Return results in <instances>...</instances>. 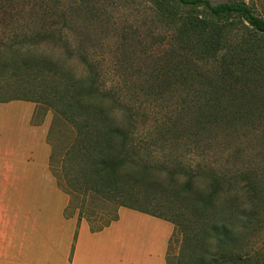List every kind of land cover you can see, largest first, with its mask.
Here are the masks:
<instances>
[{
    "label": "trees",
    "instance_id": "trees-1",
    "mask_svg": "<svg viewBox=\"0 0 264 264\" xmlns=\"http://www.w3.org/2000/svg\"><path fill=\"white\" fill-rule=\"evenodd\" d=\"M151 3L156 22L172 32L171 52L175 55L170 56L177 60L174 75L180 82L194 79L188 69L195 63L190 55L196 60H212L220 88L227 85L233 92L230 87L241 84V96L246 98L245 90L250 88L252 98L264 106L260 40L250 32L236 33L239 19L264 34V18L246 0ZM199 8L202 11L196 12ZM26 15L41 20L39 30L22 25ZM68 15L59 3L28 9L15 7L14 0H0V104L33 102L32 124L36 126L44 122L46 112H53L47 138L50 170L70 198L65 217L77 215L78 223L86 220L92 232H100L118 220L121 208H130L174 225L168 264H264V183L248 173L194 169L175 157H153V148L161 140L164 144H183L186 139L192 144H209L214 129L248 124L250 118L229 117L227 107L217 102L208 104L207 110L202 108V115L196 118L180 115L155 120L152 128L157 130V138L141 135L140 129L145 128L141 122L146 125L147 120L135 91L140 87L136 80L127 79L120 61L112 74L125 85L108 88L91 58L74 54L69 45L58 53L62 31L71 21ZM171 71L166 73L167 79L173 76ZM124 91H129L128 99L122 96ZM154 94L167 101L164 93ZM115 109L123 110L122 119L113 118ZM40 113L43 118L38 120ZM59 127L69 134L68 162L74 171L70 187L56 173L55 148L49 142V133ZM178 232L182 250L171 257V243Z\"/></svg>",
    "mask_w": 264,
    "mask_h": 264
},
{
    "label": "rangeland",
    "instance_id": "rangeland-1",
    "mask_svg": "<svg viewBox=\"0 0 264 264\" xmlns=\"http://www.w3.org/2000/svg\"><path fill=\"white\" fill-rule=\"evenodd\" d=\"M212 1L218 3L226 0ZM246 2L254 8L257 15L264 18V0H246ZM53 3H59L62 9L68 12V16H71L69 27L62 31V42L58 53H64L66 45H69L74 54L82 53L91 58L101 75V81L106 83L108 88L114 86L120 88L125 85L119 76L113 75L116 73L118 61L124 66L123 71L127 74V79L136 80V85L140 89L135 91L140 95L142 113L145 115L143 119L147 120L146 125L141 122L145 127L140 129L141 135L157 138L158 132L152 128L155 120L164 121L166 117L176 118L180 115L196 118L202 115L203 109L207 110L208 104L216 105L217 102L227 107L225 113L229 117H234L235 114L237 117L250 118L248 124L224 125L214 129L209 144H192L187 139L183 144L173 141L164 144L161 140L160 144L153 148L155 159L171 156L178 158L187 166L191 165L194 169L248 173L253 180L264 183V140H262L264 139V106L252 98L254 93L250 88L245 90L246 98L241 96L240 89L244 87L241 84L230 87L233 92H230L227 85L220 88L222 85L214 78L217 70L212 60H196L190 55L195 63L188 66V69L194 74V79L180 82L174 75L177 74L174 67V62L177 60L170 56L175 55L171 52L174 47L172 32L156 22L151 0H14L15 7L25 6L28 9L34 5L38 8L40 5ZM200 11H202L200 8L196 9V12ZM37 18L26 15L22 19V25L27 30L35 27L39 30L41 20ZM236 21L235 27L239 30L236 31L237 35L243 31L250 32L260 40L263 53L258 59L262 61L261 65L264 67V34L252 30L247 23L239 19ZM59 29L61 25L57 26V30ZM57 38L60 39L59 34ZM44 49L48 51L49 48ZM169 69H172L171 74L174 78L173 76L166 78ZM154 92L164 93L167 101L156 99L158 95ZM122 96L128 99L129 91H124ZM249 99L252 102L246 103L245 101ZM13 109L12 103L0 104V112ZM42 118L43 113H40L37 119ZM52 120L53 112H46L43 125L47 124V132ZM68 135L64 127L55 128L49 133V142L55 148L53 162L56 173L63 179V185L70 187L68 181L73 179L74 171L68 162ZM0 161L12 162L3 158H0ZM13 196L15 198L17 196L14 187L0 185L1 264L6 252L5 236L8 235L10 226L13 229L14 248L17 244L16 237L19 241L22 239L20 246L28 242L27 238L22 236V232L27 233V231H21L23 218L20 205H15ZM79 203L81 200L77 204ZM154 204H158L156 199ZM113 209L111 207L110 210ZM47 221L48 219L46 224ZM182 245V235L178 232L171 243L170 256L175 257L179 254Z\"/></svg>",
    "mask_w": 264,
    "mask_h": 264
},
{
    "label": "crops",
    "instance_id": "crops-1",
    "mask_svg": "<svg viewBox=\"0 0 264 264\" xmlns=\"http://www.w3.org/2000/svg\"><path fill=\"white\" fill-rule=\"evenodd\" d=\"M9 103L14 109L0 112V158L12 162L0 161V185L14 187L28 242L16 237L14 248L10 226L3 264H168L167 220L123 207L118 220L92 232L86 220L65 217L70 198L50 170L47 124H32L33 102Z\"/></svg>",
    "mask_w": 264,
    "mask_h": 264
},
{
    "label": "clouds",
    "instance_id": "clouds-1",
    "mask_svg": "<svg viewBox=\"0 0 264 264\" xmlns=\"http://www.w3.org/2000/svg\"><path fill=\"white\" fill-rule=\"evenodd\" d=\"M114 112L117 114V115H114V119H122L123 116H124V113H123V110L122 109H115Z\"/></svg>",
    "mask_w": 264,
    "mask_h": 264
}]
</instances>
